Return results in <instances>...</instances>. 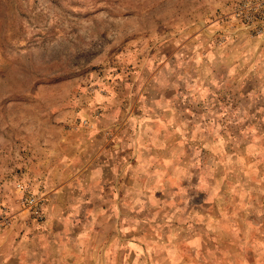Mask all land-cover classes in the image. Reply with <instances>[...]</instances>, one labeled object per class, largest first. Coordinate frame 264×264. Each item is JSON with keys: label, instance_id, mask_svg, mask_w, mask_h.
Returning a JSON list of instances; mask_svg holds the SVG:
<instances>
[{"label": "rangeland", "instance_id": "374dc122", "mask_svg": "<svg viewBox=\"0 0 264 264\" xmlns=\"http://www.w3.org/2000/svg\"><path fill=\"white\" fill-rule=\"evenodd\" d=\"M237 2L0 0V264H264Z\"/></svg>", "mask_w": 264, "mask_h": 264}, {"label": "built area", "instance_id": "2783aa9c", "mask_svg": "<svg viewBox=\"0 0 264 264\" xmlns=\"http://www.w3.org/2000/svg\"><path fill=\"white\" fill-rule=\"evenodd\" d=\"M233 16L246 25H257L264 22V0H238L233 10ZM26 202L34 205V199L26 198Z\"/></svg>", "mask_w": 264, "mask_h": 264}]
</instances>
